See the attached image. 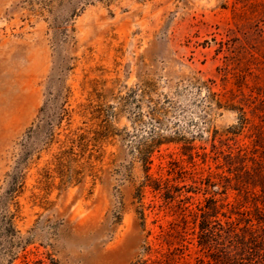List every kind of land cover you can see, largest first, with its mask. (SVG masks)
Listing matches in <instances>:
<instances>
[{
	"label": "rangeland",
	"instance_id": "rangeland-1",
	"mask_svg": "<svg viewBox=\"0 0 264 264\" xmlns=\"http://www.w3.org/2000/svg\"><path fill=\"white\" fill-rule=\"evenodd\" d=\"M151 133L194 157L155 149L151 174L185 188L145 189L143 220ZM211 196L217 229L264 248V0H0V222L18 231L0 264L24 243L30 264H200Z\"/></svg>",
	"mask_w": 264,
	"mask_h": 264
},
{
	"label": "trees",
	"instance_id": "trees-1",
	"mask_svg": "<svg viewBox=\"0 0 264 264\" xmlns=\"http://www.w3.org/2000/svg\"><path fill=\"white\" fill-rule=\"evenodd\" d=\"M149 136V139L142 143V147L137 151L136 156L141 166L143 180L136 188L135 196L139 200L140 216L143 220L144 213L141 199L145 189L149 188L152 193H159L164 202L172 203L180 196V188H185V186L177 187L170 185L168 180L156 178L151 174L150 171L153 165L152 156L155 149H158L163 144L180 145V154L185 156L188 162H193L194 157V148L191 142H187L177 137H160L154 133H151ZM72 143L74 142L72 141ZM203 156H206V154H203ZM209 186L211 185H206L205 189L188 186L185 193L196 194V192H202L203 195H206L208 194L207 189ZM189 198L190 197H184V199L177 201L178 208L181 211L187 210ZM203 203L204 204L198 206L196 210L193 211V225L197 229V245L203 250L209 252V254H207L208 260L206 262L201 261L200 264H264L260 262L258 263L259 251L264 250V248L257 246L253 249L248 245L252 242L248 241L235 242L231 239V231H228L227 233L225 230L217 229L215 227L214 223L219 221V216L221 215L225 217L224 213L221 212L217 200L212 196L205 197ZM17 210L18 209H16V211ZM8 214L9 216L5 217L6 222H0V237H9L13 240L18 238V231L14 225L15 213ZM236 243H238V245ZM25 245L27 244L24 243V246L21 247L20 251L18 250L12 253L11 251H8L5 264H16V262H18V264H30L28 253L25 251Z\"/></svg>",
	"mask_w": 264,
	"mask_h": 264
}]
</instances>
